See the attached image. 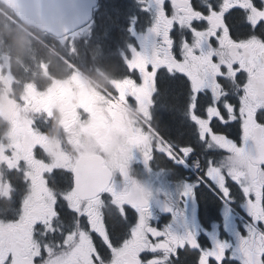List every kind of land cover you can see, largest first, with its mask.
Instances as JSON below:
<instances>
[{"label":"snow or ice","instance_id":"snow-or-ice-1","mask_svg":"<svg viewBox=\"0 0 264 264\" xmlns=\"http://www.w3.org/2000/svg\"><path fill=\"white\" fill-rule=\"evenodd\" d=\"M90 19L98 54L111 60L122 52L129 88L115 95L142 100L148 127L158 125L150 150L130 155L129 166L142 161L151 172L159 154L195 169V181L184 184L180 209L153 211L151 199L125 203L106 172L89 186L69 167L34 173L4 150L0 233L13 243L0 246V264H264V0H128L123 7L99 0ZM232 124L236 139L218 130ZM41 151L35 146L33 158ZM18 171L29 195L8 219L2 210ZM41 183L45 191H38ZM201 187L241 208L234 240L154 223L159 212L186 222Z\"/></svg>","mask_w":264,"mask_h":264},{"label":"flooded vegetation","instance_id":"flooded-vegetation-1","mask_svg":"<svg viewBox=\"0 0 264 264\" xmlns=\"http://www.w3.org/2000/svg\"><path fill=\"white\" fill-rule=\"evenodd\" d=\"M113 2L123 7L128 0ZM143 21L142 16L141 23ZM91 33L88 25L60 39L64 54L74 56L75 37L83 35L79 38V44H88ZM91 43L97 51L85 55H98L100 59L99 66L88 69V73L98 75L97 78L75 69L54 68V64L45 70H22L29 72V75L21 82L26 80L25 86L28 88L35 86L34 89L39 92L37 98L24 96L19 79L14 84L17 94H7L4 69L0 68V181L8 175L7 168L3 167L7 163L3 159L4 150H14L22 158L21 167L30 166L28 170L34 173L64 167L75 172V165L81 156L97 155L103 158V165L109 169L113 182L120 187L125 203L139 205L151 199L153 211L163 205L180 209V193L186 182L195 181V169L167 162L159 154L152 162L151 172L142 161H134L129 166L130 155L139 159L142 150H150L153 140L157 139L154 129L158 125L153 120L152 127H148L149 116L142 100L129 103L115 95L116 91L123 94L129 88V83L122 79L124 68L119 59L122 52L113 53L116 62H111L102 58L96 44ZM45 112H50V116ZM218 130L233 139L239 135L236 124L227 127L221 125ZM160 131L161 135H166L163 129ZM37 145L42 149L39 160L32 156V150ZM96 167L92 163L87 164L77 175L92 182ZM124 173L127 174L126 182ZM19 179V171L11 177L16 190L12 191L11 199H5L2 210L5 214H11L7 215L8 219L15 215L20 199L29 195ZM38 191H45L42 183L38 184ZM7 195L5 183L0 182V197ZM233 195L239 201V194L234 191ZM186 212V222L183 219L178 222L168 212H159L155 215L154 223L160 228L171 226L174 232L181 234L191 228L205 240L217 236L234 240V230L244 218L240 207L236 204L226 206L222 198L204 187L199 189ZM12 243L11 237L0 233V246H10Z\"/></svg>","mask_w":264,"mask_h":264},{"label":"water","instance_id":"water-1","mask_svg":"<svg viewBox=\"0 0 264 264\" xmlns=\"http://www.w3.org/2000/svg\"><path fill=\"white\" fill-rule=\"evenodd\" d=\"M95 3L96 0H0L23 25L57 37L85 23Z\"/></svg>","mask_w":264,"mask_h":264},{"label":"trees","instance_id":"trees-1","mask_svg":"<svg viewBox=\"0 0 264 264\" xmlns=\"http://www.w3.org/2000/svg\"><path fill=\"white\" fill-rule=\"evenodd\" d=\"M5 13H2L0 12V39L2 40L1 41V50L4 49L3 46H4V43H5V40H11V43L13 45H15L16 47V50L17 51H11L13 53V55H18V47H19V42L22 41V45L24 47L28 46V47H32L33 48V56L37 57L38 59H42L47 62H51L53 61L55 64L57 62H62V60L59 58V46L57 44V42H51V41H47V36L45 35H41L39 34L37 31H32V36H31V40L26 38L25 35L23 33H19L15 36L16 34V31L17 29L19 30V27L18 25L16 24L15 22V18L12 16V14L10 12H8L6 9H5ZM17 28V29H16ZM38 37V39H33L32 37L36 38L35 36ZM32 39H33V42H32ZM30 40V42L28 41ZM32 42V43H31ZM51 47L54 51H56L55 53H50V50L48 49V47ZM28 53V51H27ZM62 53V52H60ZM64 55V53H62ZM111 62H116L115 61V58L114 59H111L110 60ZM71 62L73 64L76 65L77 68L79 69H83L85 68V65H82L80 64L78 61H75V60H71ZM92 64V59L90 60L89 58V64ZM13 64L15 65L16 67V63H15V60H13Z\"/></svg>","mask_w":264,"mask_h":264}]
</instances>
